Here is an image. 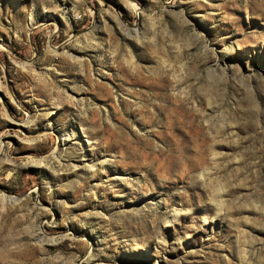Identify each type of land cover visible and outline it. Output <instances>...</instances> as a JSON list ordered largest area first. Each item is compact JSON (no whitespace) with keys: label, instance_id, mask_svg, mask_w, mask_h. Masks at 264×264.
<instances>
[{"label":"rangeland","instance_id":"rangeland-1","mask_svg":"<svg viewBox=\"0 0 264 264\" xmlns=\"http://www.w3.org/2000/svg\"><path fill=\"white\" fill-rule=\"evenodd\" d=\"M0 45V264H264V0H0Z\"/></svg>","mask_w":264,"mask_h":264},{"label":"bare ground","instance_id":"bare-ground-1","mask_svg":"<svg viewBox=\"0 0 264 264\" xmlns=\"http://www.w3.org/2000/svg\"><path fill=\"white\" fill-rule=\"evenodd\" d=\"M132 7H134V10L135 11L138 10V8H137V6L135 4H132ZM42 21H43L42 23H45L46 22V18L44 17V19ZM1 49H4V47L0 45V50ZM58 134L60 136V143H61V145H65L64 144L65 141L71 140V138L69 137L68 133L65 132V131H63V130H61V129H58Z\"/></svg>","mask_w":264,"mask_h":264},{"label":"water","instance_id":"water-1","mask_svg":"<svg viewBox=\"0 0 264 264\" xmlns=\"http://www.w3.org/2000/svg\"><path fill=\"white\" fill-rule=\"evenodd\" d=\"M85 31H81L80 33H84Z\"/></svg>","mask_w":264,"mask_h":264}]
</instances>
